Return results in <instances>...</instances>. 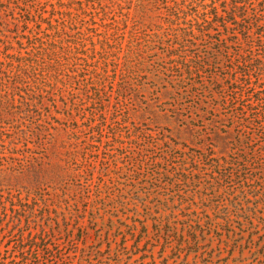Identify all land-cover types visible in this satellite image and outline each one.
I'll return each mask as SVG.
<instances>
[{"label": "trees", "instance_id": "trees-1", "mask_svg": "<svg viewBox=\"0 0 264 264\" xmlns=\"http://www.w3.org/2000/svg\"><path fill=\"white\" fill-rule=\"evenodd\" d=\"M68 1L58 3L60 26L27 44L19 36L18 48L0 44V205L18 215L14 264L71 261L49 243L48 223L32 225L41 204L40 213H50V189L62 192L60 204L80 195L109 212L133 200L138 213L144 203L145 217L136 214L131 228L152 222L166 247L179 242L153 264H180L187 249L195 250L194 264H210L200 235L221 232L222 243L236 246L258 229V215L264 224V0H130L128 8L123 0ZM63 92L69 119L60 123L52 108ZM162 120L181 123L183 142L166 134ZM207 138L214 144L206 147ZM78 159H141L139 167H152L150 180L138 183L136 173L112 186L95 183L108 169ZM152 196L165 198L156 209L145 204ZM175 200L180 207L169 209ZM97 254L96 264H121L124 255Z\"/></svg>", "mask_w": 264, "mask_h": 264}, {"label": "rangeland", "instance_id": "rangeland-1", "mask_svg": "<svg viewBox=\"0 0 264 264\" xmlns=\"http://www.w3.org/2000/svg\"><path fill=\"white\" fill-rule=\"evenodd\" d=\"M80 1V0H78ZM111 1L107 0L106 2ZM130 0H123V6L128 8V2ZM63 2V5L71 6L68 0H0V44L4 41H13L16 43L18 37L22 36L25 39L21 41L27 44V37H33L36 34H43L48 29L49 25L60 26L63 23V16L58 13V3ZM56 9V10H55ZM66 18V16H65ZM51 32V31H50ZM118 79H115V83ZM162 87V86H161ZM170 88V86L168 85ZM78 88L74 83L71 84V90ZM169 91H172L169 89ZM80 92L77 90L76 94ZM61 96L69 98L67 92H63L62 95L57 93L56 103L57 107H53L52 111L55 119L60 123H64L69 118L64 114L65 109L62 103ZM117 95L112 94L110 99L111 107L107 110V116L110 118L112 112L117 107L116 100ZM54 99H51V102ZM165 101H171L166 98L159 102L158 105ZM69 109L71 107L69 100ZM60 113V114H59ZM149 129L157 130L156 125L149 122ZM82 124V122H81ZM57 125V124H56ZM59 126V125H58ZM160 126L166 129V134L171 137L173 141L183 142V126L181 123H175L171 120H162ZM159 133V131H158ZM236 133V132H235ZM211 138H207L206 147L210 144H214ZM107 149V147H106ZM141 159H78L79 163H88L95 171L102 169H108L109 174L105 178L100 179L98 173L94 175L95 183L106 182L107 185L112 186L113 182L124 181V177H133L134 174H142L138 178V183L143 180H150V178L144 177L152 170L151 166H147L146 163L139 167V161ZM18 166V163H14ZM8 167V166H7ZM6 167V168H7ZM120 169V171H119ZM82 182H85L82 180ZM139 185L136 189H141ZM130 188H128L129 190ZM46 198L52 200L55 198V203H49L52 205L50 213L44 215L40 213V208L35 217L36 224H32L35 227L38 223H48L49 231V243L61 250L66 257L71 258L69 264H96L98 252H101L105 257H112L115 259L118 254L122 252L124 255L121 259V264H153V257H171L173 249L179 246L178 240L175 241L171 247H166V240L163 235H157L152 222L148 223V227L143 229L139 227L137 229L131 228L133 222L139 221L138 215H146L144 209V203L139 205L138 213L133 212V209L137 202L133 200H127L129 204L125 208H119L112 211L113 207L103 209L94 204V198L82 199L80 195L71 194L72 198L68 199V202L61 203L59 198L63 197L62 192H55L53 190H45ZM164 197L152 196L147 198L146 205L152 206L156 209V205L164 201ZM59 200V201H58ZM58 206L57 212L54 207ZM169 209L178 208L179 202L175 200L168 205ZM79 212L84 219L82 223H76L75 216ZM171 211L162 212L165 216L170 215ZM209 215L213 218L215 215L212 211ZM18 215H14L10 211V205L7 211H5L0 205V264H14L18 261L19 248L16 245L17 240L21 237L18 233V229H13L12 223ZM43 216V217H42ZM143 220V218H142ZM57 221L60 222L61 227L58 226ZM250 223H247L245 229H248ZM254 225H258V229L244 235L243 240L234 245V240L231 239L228 245L221 242L216 233L211 232L210 236L203 237L200 235V239L204 243V247L200 251V254L204 255L210 261V264H264V258L259 262L258 258L262 256L253 255L255 252L264 253V224L260 221V215L253 220ZM23 226L25 232L28 235L27 222L24 218ZM237 226V225H235ZM52 227L54 232H52ZM253 229V228H252ZM51 230V231H50ZM134 231V232H133ZM213 238V239H212ZM227 238H225L226 240ZM20 240V239H19ZM126 247L127 251H123L122 248ZM195 250L187 249L183 252L180 264H194L196 260ZM198 264H202V258L197 260ZM40 264V263H39ZM42 264V263H41ZM156 264H159L156 263ZM172 264V262H171Z\"/></svg>", "mask_w": 264, "mask_h": 264}]
</instances>
